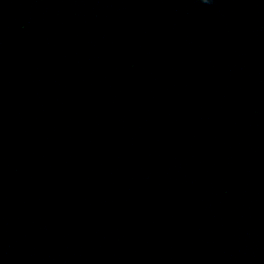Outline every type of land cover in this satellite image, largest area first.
<instances>
[{
	"label": "water",
	"instance_id": "obj_1",
	"mask_svg": "<svg viewBox=\"0 0 264 264\" xmlns=\"http://www.w3.org/2000/svg\"><path fill=\"white\" fill-rule=\"evenodd\" d=\"M48 9L44 41V32L0 38V264H264V243L254 245L264 234V0H52ZM18 17L0 13V28L14 24L20 32ZM112 18L111 24L135 18L129 24H141L144 33L150 27V47L138 50L144 39L131 33L118 43L107 73L126 85L76 84L74 78L88 76L85 63L100 64L112 52L104 36ZM214 65L221 72L210 73ZM186 78L195 85L191 95ZM91 87L99 89L89 93ZM153 88L161 91L152 96ZM214 92L248 121L243 132L227 125ZM22 98L28 110L13 102ZM99 110L177 118L175 135L201 162L192 184L207 193L206 215L188 223L149 207L151 221L208 230L225 245L175 248L164 233L143 234L144 200L154 194L141 193L140 179L131 196L114 197L123 173L104 169L110 166L104 153L141 160L156 178V162L168 151L155 144L151 155L125 143L133 133L128 127L129 138L108 129L98 141ZM235 173L252 181L253 196L224 188ZM160 187L169 197L176 191L175 183ZM245 212L262 227L254 224L252 235ZM132 230L144 245L159 242L157 251L128 255L130 246L120 239Z\"/></svg>",
	"mask_w": 264,
	"mask_h": 264
}]
</instances>
